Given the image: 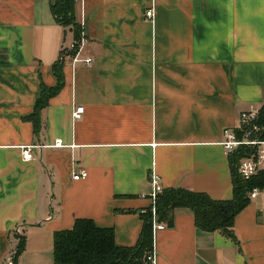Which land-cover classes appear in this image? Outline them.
I'll return each instance as SVG.
<instances>
[{
    "label": "crops",
    "instance_id": "0c3cea01",
    "mask_svg": "<svg viewBox=\"0 0 264 264\" xmlns=\"http://www.w3.org/2000/svg\"><path fill=\"white\" fill-rule=\"evenodd\" d=\"M52 1L0 0V264L16 236V264H55L53 233L75 218L134 245L151 172L162 189L230 198L221 131L264 102V0H73L85 38L78 56L92 61L62 64L34 133L24 116L39 83L54 84L51 66L74 38L54 20ZM54 139L62 146L21 159V147ZM79 169L86 176L72 180ZM231 229L233 239L200 230L188 208H175L172 225L152 234V264H264L262 191Z\"/></svg>",
    "mask_w": 264,
    "mask_h": 264
},
{
    "label": "trees",
    "instance_id": "16d2710c",
    "mask_svg": "<svg viewBox=\"0 0 264 264\" xmlns=\"http://www.w3.org/2000/svg\"><path fill=\"white\" fill-rule=\"evenodd\" d=\"M73 0H53L51 11L54 20L62 27L70 26L73 36H77L78 24L72 16ZM62 64L51 66L54 84L46 86L39 83L37 96L30 112L24 118L31 122L34 133L40 128L39 111L55 95L62 85ZM260 130L258 138H264V102L257 111L254 121ZM238 133V132H237ZM250 148H237L228 155L231 175V197L213 199L206 193L191 191L185 188H165L156 195L154 201L155 219L168 227L172 225V211L186 207L192 213L193 225L203 231H220L233 239V218L249 200L248 193L257 188L264 193V170L256 172L247 179L236 171L238 159L249 153ZM141 226L138 237L132 246H119L113 240L110 227H98L91 219L75 218L69 229L57 230L52 238V259L55 264H150L146 259L152 249L151 214L149 206L139 213ZM23 247V237L16 236V245L10 256L16 264V256Z\"/></svg>",
    "mask_w": 264,
    "mask_h": 264
},
{
    "label": "built area",
    "instance_id": "2783aa9c",
    "mask_svg": "<svg viewBox=\"0 0 264 264\" xmlns=\"http://www.w3.org/2000/svg\"><path fill=\"white\" fill-rule=\"evenodd\" d=\"M145 17L151 18L152 12L150 9L145 10ZM85 42V38L81 32H78L77 36L72 38V40L67 45H61L57 53L55 61L59 64H64L68 61L71 65L76 62H80L84 65L91 63L92 58L90 56H85L80 58L79 52ZM258 108H249L239 114V125L237 128L224 127L221 131L220 145L222 146L225 154L231 155L237 148L242 146L250 148L249 153L245 154L238 159L236 164V171L240 177L247 179L254 175L256 172L264 170V138H258L257 134L260 127L254 123L257 117ZM82 113V107L76 105L71 110V117L73 119H78ZM238 132V133H237ZM62 143L59 139H54L52 143H37L34 145H27L20 148V157L23 161H29L32 158L30 152L31 148H44V147H61ZM86 176V172L83 169H79L77 172L71 175L72 180H77ZM150 182V192L145 194H139L140 198L147 199L149 204V210L151 214V231L152 234L159 229H163L165 226L163 223L156 221L154 212V201L156 195L162 190L159 183V179L154 172L149 175ZM257 188H252L248 197H253ZM145 209V208H144ZM143 211V209L141 210ZM16 231L17 228H16ZM146 259L150 264L154 261V253L151 252L147 255ZM6 264H12L10 258L6 261Z\"/></svg>",
    "mask_w": 264,
    "mask_h": 264
}]
</instances>
